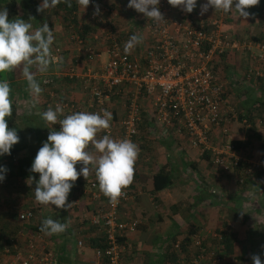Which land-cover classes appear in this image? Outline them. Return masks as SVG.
<instances>
[{
  "label": "crops",
  "instance_id": "1",
  "mask_svg": "<svg viewBox=\"0 0 264 264\" xmlns=\"http://www.w3.org/2000/svg\"><path fill=\"white\" fill-rule=\"evenodd\" d=\"M20 1L0 0V9H7L10 21L20 18L31 23L33 30L47 23L54 34L51 46H60L63 58L62 63L57 67L50 66L45 73L32 68L37 81L42 74L53 78L48 90L40 85L43 91L38 97L30 94L22 67L0 74V80L6 79L11 88L12 115L7 119L11 120L9 129H15L19 136V142L14 145L19 148L17 154L29 155L34 160L43 142L47 141V133L59 125H50L42 119L44 104L50 99L48 92H52L57 100L84 102L86 95L78 76L88 69H97L99 65L96 60L87 56L86 47L100 51L103 50L104 43L94 24L85 20L80 22V18L75 19L73 25L84 38L85 46L78 50L69 42L67 29L70 22L67 14L71 9H76L77 5L73 2L68 7L61 1L55 7L38 13L36 9L42 0H33L32 9L23 14L19 10ZM103 1L108 4L111 12H103L102 16H111L113 24L127 30L131 36L139 35L142 37L140 45H145L142 27L144 15L128 8L129 0ZM206 2L207 0H197L192 13H186L179 7L173 8L179 14L206 24L218 17L217 10L211 7L203 15L200 14L201 5ZM247 11L250 13L247 20L239 18L234 10L223 13L221 28L234 37L240 35V38L248 37L250 40L264 42V0ZM139 31L140 34L135 33ZM140 47L134 50L136 57L140 56ZM102 53L100 60L104 58ZM243 56L242 59L245 60L248 56L250 61L249 54ZM223 58L224 56L219 62L227 68L228 61ZM229 62L233 71L229 75L231 79L228 80L229 73L224 71L218 78L227 94L231 90L225 98V111L231 113V117L225 116L221 123L226 132H222L221 128L212 130L204 149L191 146L177 122L174 121L172 127L167 128L157 124L151 102L145 96H139L141 114L135 143L139 147V156L133 183L126 188L127 199L119 207L121 219L130 218L136 220L137 224L133 232L126 233L123 237L122 264H185L187 254L179 257L177 254L175 263L172 258H167L169 256L166 250L172 247V243L182 241L190 230L195 231L190 239L197 235L209 243L214 231L221 227L232 230L235 237L232 241V254L223 256L225 264H253V255H259L264 264V166L257 165L249 175L243 176L241 172L244 167L258 164V156L264 150V82L260 77H250L247 84L245 81L241 82L243 74L234 73L237 63ZM255 65L257 64L254 62V67ZM70 68L74 70L72 78L66 76V71ZM258 69L264 72L263 66H258ZM130 92V87L122 86L109 96L108 105L113 119L122 117L124 102ZM58 119H61L60 114ZM23 136L27 138L24 140ZM232 141L238 147L231 154H223L219 165L214 163L213 154L217 149L226 151L224 146ZM89 150L94 151L91 146ZM233 156L238 158L236 166L232 162ZM82 167L77 168V171ZM157 172L164 173L169 183L162 189L153 191L152 175ZM38 179L39 175L35 181ZM94 179L93 170L86 179L80 176L74 182L68 200L72 199L75 203L69 209L42 205V211H39V217L42 218L43 210L50 208L51 219L68 224V228L60 234L47 235L43 232L45 246L53 250L60 264H94V249L89 240L96 239L99 233L96 226L89 225V218L96 216V207L102 204L101 201H93L86 196V184ZM14 182L17 183L6 176L0 181L4 186H0L1 196L5 193L4 189L14 190L7 193L16 196ZM33 183H26L31 191ZM78 240L81 241L80 246L76 244ZM192 246V243L187 244L186 252L193 249ZM207 259L201 260L199 264H211Z\"/></svg>",
  "mask_w": 264,
  "mask_h": 264
},
{
  "label": "built area",
  "instance_id": "2",
  "mask_svg": "<svg viewBox=\"0 0 264 264\" xmlns=\"http://www.w3.org/2000/svg\"><path fill=\"white\" fill-rule=\"evenodd\" d=\"M71 2L77 6L68 15L69 42L78 50L85 46L84 38L71 22L73 17L76 20L80 18V22L94 24L104 48L99 51L86 47L87 56L96 60L99 65L97 69H88L78 76L86 95L85 101L78 103L57 100L52 92H48L50 99L44 104V110H55L57 106H62L61 119L80 111L111 112L108 105L109 96L122 86L130 87L131 92L124 102L122 117L112 119L110 129L101 131L100 137L109 135L113 139L128 138L136 143L141 114L138 98L145 96L151 102L157 124L167 128L172 127L174 121L177 122L188 143L204 149L212 130L221 128L222 132H226L221 123L225 116L231 117V113L225 111L224 88L214 71V62L228 50L237 51L244 48L248 51L250 59L257 64V67L248 68L246 78L260 77L264 82V72L258 69V66L264 67V42L248 41L240 45L221 28V17L224 13L222 10H217L218 20L212 19L205 24L201 20L177 13L167 0H160L157 7L165 21L154 22L144 16L142 27L146 41L145 45L142 43L143 46L140 43L136 45L141 46L138 48L140 56L136 57V46L128 53L124 51L125 43L131 37L127 30L113 24L111 16H102L103 12H111L108 4L103 0H90L89 6L84 10L77 0ZM94 4L100 6V15L95 18ZM51 49L53 56L62 57L60 46H51ZM251 49H256L257 53L254 54ZM101 52L104 53L102 60ZM58 65L54 61L51 66ZM66 72L68 78L74 76L72 68ZM38 81L48 90L53 78L42 74ZM52 130L59 131L60 125ZM224 150L226 151L218 148L213 154L214 163L219 165L223 154H231L234 148L229 143L224 146ZM229 157L231 158V155ZM235 157H232L234 166L238 160ZM263 157L264 151H261L257 159L258 164L242 168V174H251L253 168L262 165ZM12 159H15V156H12ZM82 166L77 163L76 168ZM86 192L90 200H102V206L97 203L99 206L96 207V216L89 218L90 224L99 226L104 238V247L93 250L94 264H122L124 249L118 238L133 232L137 224L136 220L120 218L119 207L127 199V190H124L116 204L111 203L100 192L96 179L89 181ZM70 203L73 205L75 201ZM31 222H36V214L29 208L16 211V223L19 228L4 241L0 239V264H60L53 250L45 246L44 233L28 229L27 226ZM177 243L176 241L174 245ZM76 244L80 246L81 241L78 240ZM193 244L197 253L190 258L188 264H199L206 258H210L211 264H225L222 256H214L212 251L209 252L199 244L198 239H194Z\"/></svg>",
  "mask_w": 264,
  "mask_h": 264
},
{
  "label": "clouds",
  "instance_id": "3",
  "mask_svg": "<svg viewBox=\"0 0 264 264\" xmlns=\"http://www.w3.org/2000/svg\"><path fill=\"white\" fill-rule=\"evenodd\" d=\"M71 7V0H63ZM174 8L179 7L186 13H192L197 6V0H167ZM61 0H42L36 11L44 12L55 7ZM84 10L90 0H77ZM160 0H129L128 8L143 14L154 22H162L164 16L157 7ZM260 0H207L201 5L200 14L203 15L211 7L229 13L234 10L239 18L247 20L250 13L247 9L258 6ZM93 17L100 15L99 4L93 5ZM142 37L132 35L125 43L124 51L130 52ZM54 34L47 23L33 30V25L23 19H8L6 8L0 9V74L12 72L22 67V74L27 81L28 90L33 97H38L43 89L32 71L35 67L40 73L49 70L52 63L63 62L62 57L52 54L51 45ZM9 82L0 80V156L9 155L10 150L19 142L15 129H9L7 118L12 115V99ZM63 113V107L55 110L49 108L42 113V119L50 125H60V130L52 128L43 142L31 164L30 171L39 175L35 181L34 197L42 205L55 206L57 209H69V193L74 182L80 176L85 179L92 174L98 181L100 192L111 203L119 202L124 190L134 180L135 164L139 156V147L128 138L113 139L109 135L98 138V134L111 127L113 115L108 110L102 113L75 112L58 119ZM94 151H90L89 148ZM83 167L77 171L76 165ZM7 169L0 166V181L5 179ZM32 180V179H31ZM33 182V181H32ZM68 228L67 223H60L51 218L42 221L40 231L47 235L63 233ZM253 264H262L259 255L252 256Z\"/></svg>",
  "mask_w": 264,
  "mask_h": 264
},
{
  "label": "trees",
  "instance_id": "4",
  "mask_svg": "<svg viewBox=\"0 0 264 264\" xmlns=\"http://www.w3.org/2000/svg\"><path fill=\"white\" fill-rule=\"evenodd\" d=\"M61 1H63V0H61ZM32 2H33V0H21L19 2L20 12H22L23 14L28 13L29 10L32 9L31 8ZM72 10L73 9H71L67 15H70ZM74 21H75V18L73 17L71 22L73 23ZM77 26H78V24L76 25V28H77ZM84 27H85V25L83 26V28ZM81 28H82V26H81ZM257 41H259V40H257ZM223 56H224V53L222 54L221 57H223ZM213 67H214V69L217 68V61L214 62ZM223 95H225L224 91H223ZM9 121H11V120L7 119L8 127L10 125ZM231 144H232L233 148L238 147V145L235 144V142H233V141L231 142ZM18 150H19V148H16L15 146H13L12 149L10 150L9 155L0 156V166L7 169L6 173H4V175L8 179H14V181L17 182L16 183L17 185H15V182H14L15 187L18 186L19 190H20V188H22V190H25V192H18L16 190L17 191L16 195H18V196L22 195L24 197L25 194H28L31 196V198H30V200H28V202H30L29 204H27V202H24L22 207L14 208L11 205H6V203H4L7 198L2 199V197H0V239H2L3 241L5 239H7L12 233H14L19 228L18 224L16 223V211L29 208L31 211H33L36 214V222H31V224H28V226H27L29 230H32L35 232H42V231H40L41 226H42V221L47 219V217L43 218V216H42V218L39 217L40 220H38L37 216H40V214H41L38 210L40 208V205L38 202H36V200L33 196V191H31L30 188L27 187V185H26V183L31 184L32 181L36 180L38 177V174H34L30 171L31 164L33 162V158L30 157L29 155H25V154L18 155L17 154ZM12 156H15V159H12ZM262 165H264V157L262 159ZM27 180H30L29 181L30 183ZM20 181H22V182H20ZM24 183H25V185H24ZM88 183L86 184V190L88 189ZM168 183H169L168 177L164 173L157 172V173L152 175V190L153 191H157L159 189H162L163 187L168 185ZM1 185L2 184H0V186ZM86 196L89 197V194L87 192H86ZM69 200L72 201V199H69ZM98 201H102V200L99 199ZM101 206H102V204H101ZM45 210H46V208H45ZM89 225L91 226L93 224H89ZM94 226H96V225H94ZM97 229H98V233H99L98 237L96 239L94 238V239L89 240V244L94 250L97 248L104 247V238H103V235H102V232H101L99 226L97 227ZM187 233H188V235L182 241H179L177 243V245H174L175 242L173 240L172 242H174V243H172L173 244L172 247L166 250V253H168V256H169L167 258L169 260H171V258H172L174 263H175L177 254H178V257L183 256L184 254H187V258L184 256L186 258V261H184V262L185 263L187 262L186 264L189 263L190 257H188V256H191V258H192V256H194L197 253V249L195 246L194 247L192 246L193 249L190 248V250H188V252H186V246H187V244H191V243L193 244L194 239H198L199 244L201 246L205 247L209 252L212 251L214 256L218 255V256L223 257L224 255H231L232 254V241L234 240L235 237H234V232L232 230H229L228 228L224 229V227H221L220 229H216L214 231L213 236L209 240V243H207V241L205 239L203 240L201 237H198L197 235H194L190 239V235L195 233V231H193V230H190ZM123 237L124 236L119 237L118 241L122 243L123 239H124ZM184 257H182V258L184 259ZM207 260L210 261V258H208ZM122 262H123V255H122Z\"/></svg>",
  "mask_w": 264,
  "mask_h": 264
},
{
  "label": "rangeland",
  "instance_id": "5",
  "mask_svg": "<svg viewBox=\"0 0 264 264\" xmlns=\"http://www.w3.org/2000/svg\"><path fill=\"white\" fill-rule=\"evenodd\" d=\"M224 32L225 33H227L230 37H232L234 40H236L237 42H239L240 43V45H242L243 43H245V42H254V40H250V39H248V37H245V38H240V35L238 36V35H236V37H234V36H232V35H230L227 31H225L224 30ZM251 51L255 54V53H257V50L256 49H251ZM246 53L248 54V51L247 50H245L244 48H240L239 50H237V51H235V50H228L227 52H225L224 53V58L223 59H226L228 62V67L226 68V67H223V65L221 64L222 62H219L220 61V59L221 58H219L218 60H217V68L216 69H214V71L216 72V74H217V77L219 76H221V72L222 71H224V73H229L228 74V78H226V79H228V80H230L231 79V77H229V75L230 74H232L233 73V71H232V64L230 65V62L229 61H231L232 63H234V62H236L237 63V65H236V67H237V69L234 71V73L235 74H237V73H239L240 75H242L243 74V79L241 80V82H243V81H245V83L247 84V80H249V78H246V72H247V70H248V68H252V67H254V60L251 58L250 59V61L248 60V56H247V58L244 60V59H242V58H244V54H245V56H246ZM103 54V53H102ZM241 58V59H240ZM223 61V60H222ZM239 63H240V65H239ZM255 67H257V65H255ZM217 70V71H216ZM244 72V73H243ZM231 76V75H230ZM254 79V78H253ZM241 82H240V84H241ZM229 93H231V90L230 91H228V94ZM224 97L225 98H227V96L226 95H228L225 91H224ZM48 134L49 133H47V135L45 136V137H47L48 136ZM27 137H25V136H23V139L25 140ZM243 175V174H242ZM244 176V175H243ZM242 179V178H241ZM35 181V180H34ZM33 181V182H34ZM32 182V183H33ZM15 185H17L16 183H15ZM14 185V186H15ZM35 182H34V184L33 185H31V188L33 189V191H34V189H35ZM5 190V193H4V195H2L1 196V194H0V197H2V199L3 198H7L6 199V201L4 202V203H6L7 205H11L12 207H14V208H18V207H22V205H23V203L24 202H27V204H29L30 202H28V200H30V198H31V196L30 195H28V194H25V196L23 197L22 195L21 196H18V195H16V196H14V194H9V193H7V192H9V191H13L14 192V190H10V189H4ZM16 190L18 191V192H25V190H22V188H20V190H19V188H18V186H16ZM34 193V192H33ZM14 196V197H13ZM32 201V200H31ZM50 209V208H49ZM49 209H47V210H43V214H42V216H43V218H50V216L52 215L50 212H49ZM39 211H41L42 210V204H40V208L38 209ZM37 218H38V220H40L39 219V216H37Z\"/></svg>",
  "mask_w": 264,
  "mask_h": 264
}]
</instances>
